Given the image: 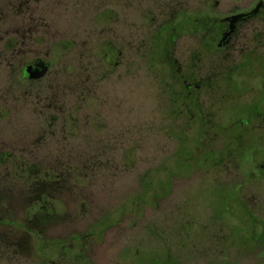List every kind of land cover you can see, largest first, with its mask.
<instances>
[{
	"label": "rangeland",
	"instance_id": "1",
	"mask_svg": "<svg viewBox=\"0 0 264 264\" xmlns=\"http://www.w3.org/2000/svg\"><path fill=\"white\" fill-rule=\"evenodd\" d=\"M33 1L19 15L0 0V264H256L223 237L264 228V144L237 131L255 98L248 113L264 117V16L222 64L188 30L175 42L180 66L224 67L238 90L199 94L215 128L179 116L153 42L174 16L221 19L257 0ZM33 60L48 64L38 81L22 78Z\"/></svg>",
	"mask_w": 264,
	"mask_h": 264
},
{
	"label": "flooded vegetation",
	"instance_id": "2",
	"mask_svg": "<svg viewBox=\"0 0 264 264\" xmlns=\"http://www.w3.org/2000/svg\"><path fill=\"white\" fill-rule=\"evenodd\" d=\"M16 1L19 2V15L22 14V12L26 15H32L33 9L31 8V4L35 3L33 0ZM26 11H28L29 14ZM3 13V10H1L0 24L2 22ZM263 16L264 2L257 0L254 4L250 5L247 10L231 13L221 19L211 18L209 16L199 19L196 18L195 15L190 16V18L186 20L182 18L180 14L162 24L155 33L153 45L159 49L163 58L159 60L163 64L165 82L163 84L166 86V90L172 99V105L176 107L179 116L188 118L191 126L198 128L202 127L203 124H209L212 128L216 127L213 121V114L208 112L204 114L205 112H202L199 94L202 92L207 93L217 88H221L220 90L223 92L230 90L237 92L238 90L234 85L228 83L230 74L224 67L220 73H200L197 66L198 60L195 64L191 63V66L188 68L180 66L179 62L173 57L176 40L183 32L188 30L195 44H199L205 54L215 56L222 64L225 59L222 55L238 42L237 36L239 29L255 19H262ZM198 35L199 40L196 42ZM17 41H19V38H16V44ZM0 48H5L4 35H0ZM109 51L110 56L106 54V58L109 56L110 59H113L112 61H116L114 65L117 66V61L121 57V53L117 51L116 48H111ZM193 54L194 57L197 58V52ZM3 56L4 54L0 52V58H3ZM28 67H31V70L37 73L44 70V73L35 80H29L25 73ZM172 69L175 70L174 73H171ZM47 72L48 64L46 62L33 60L23 68L22 78L28 81H38L42 79ZM256 102H259L258 105H256V110L261 108L262 101L255 98L252 105L246 110L248 120L245 118L244 121L239 122L237 131L240 133L239 139H245L248 142L250 141L257 145H262L264 144V128L262 127L261 121H264V117H257L255 114L248 113ZM197 138L198 137H195V145L198 144ZM221 138L225 142L229 141L230 135L228 129L226 133L221 135ZM216 155L219 156V153ZM254 156H260V158L264 160V152L261 150L255 152ZM240 240L242 241L241 243H239ZM223 242H226L228 246H232L235 249L224 248L221 251L222 253H229L232 250L236 254L253 255L256 258V264H264V228H262L259 233L250 235L245 239H239L236 236L232 242H228L227 238L223 237ZM252 245L253 248L246 249L248 246L252 247Z\"/></svg>",
	"mask_w": 264,
	"mask_h": 264
},
{
	"label": "water",
	"instance_id": "3",
	"mask_svg": "<svg viewBox=\"0 0 264 264\" xmlns=\"http://www.w3.org/2000/svg\"><path fill=\"white\" fill-rule=\"evenodd\" d=\"M25 73H26L29 80H35V79L39 78L41 75H43L44 70H41V72H38L39 73L38 74L37 72L32 71L31 67H28V68H26Z\"/></svg>",
	"mask_w": 264,
	"mask_h": 264
},
{
	"label": "trees",
	"instance_id": "4",
	"mask_svg": "<svg viewBox=\"0 0 264 264\" xmlns=\"http://www.w3.org/2000/svg\"><path fill=\"white\" fill-rule=\"evenodd\" d=\"M46 247V246H45Z\"/></svg>",
	"mask_w": 264,
	"mask_h": 264
}]
</instances>
